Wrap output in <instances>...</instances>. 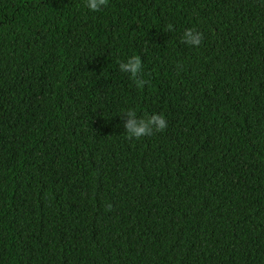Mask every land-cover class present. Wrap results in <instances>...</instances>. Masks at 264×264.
<instances>
[{"label":"trees","instance_id":"1","mask_svg":"<svg viewBox=\"0 0 264 264\" xmlns=\"http://www.w3.org/2000/svg\"><path fill=\"white\" fill-rule=\"evenodd\" d=\"M0 264H264V0H0Z\"/></svg>","mask_w":264,"mask_h":264},{"label":"clouds","instance_id":"2","mask_svg":"<svg viewBox=\"0 0 264 264\" xmlns=\"http://www.w3.org/2000/svg\"><path fill=\"white\" fill-rule=\"evenodd\" d=\"M109 0H86V6L93 12H98L101 7H106ZM172 26L169 25V30ZM203 40V33L195 31L193 29H187L184 32L182 42L190 46L198 47ZM120 70L122 72L130 74V78L134 81L137 87H143L146 81L142 78V61L139 56H132L126 62L121 61ZM122 117H126V122L124 127L126 129L127 136L129 140L136 139L152 135L154 132H163L167 128L166 119L159 114L145 116L142 118H137V113L134 110H128ZM108 210H111V205H108Z\"/></svg>","mask_w":264,"mask_h":264}]
</instances>
